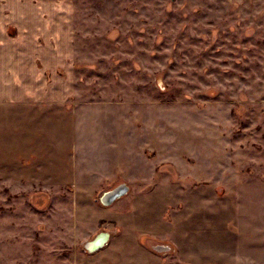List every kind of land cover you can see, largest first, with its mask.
<instances>
[{
    "label": "rangeland",
    "instance_id": "374dc122",
    "mask_svg": "<svg viewBox=\"0 0 264 264\" xmlns=\"http://www.w3.org/2000/svg\"><path fill=\"white\" fill-rule=\"evenodd\" d=\"M46 1L68 22L73 100L104 117L92 136L85 106L45 118L46 160L78 185L0 184V264H94L109 245L107 264H264V0H0Z\"/></svg>",
    "mask_w": 264,
    "mask_h": 264
},
{
    "label": "crops",
    "instance_id": "0c3cea01",
    "mask_svg": "<svg viewBox=\"0 0 264 264\" xmlns=\"http://www.w3.org/2000/svg\"><path fill=\"white\" fill-rule=\"evenodd\" d=\"M61 6L55 1L32 5L0 2V105L7 108V128L4 134L0 133V184L46 186L67 179L70 184L78 185V176L73 178V167L69 176H64L57 157L46 160L45 118L60 120L71 116L73 119V111L76 113L77 107L85 106L81 115L86 133L90 131L92 136L96 130L89 129L90 123L104 117L92 105L89 107V103L79 102L76 94L73 100V50L70 45L64 48L63 41L67 43V40L62 39L63 25L68 26V22L63 18ZM47 72L51 79H47ZM97 169L104 174V165ZM102 174L97 178L82 174L81 182L92 184L94 179L95 183L102 179ZM74 198L77 202V195ZM113 247H103L95 254L99 258L94 264H107L103 258ZM122 259L118 264L163 263H158L157 255L147 250H141L131 260L123 256Z\"/></svg>",
    "mask_w": 264,
    "mask_h": 264
},
{
    "label": "water",
    "instance_id": "95a60500",
    "mask_svg": "<svg viewBox=\"0 0 264 264\" xmlns=\"http://www.w3.org/2000/svg\"><path fill=\"white\" fill-rule=\"evenodd\" d=\"M125 193H126V188L124 185L123 186L121 185L110 192L104 193L101 197V202L106 205L111 204L113 201L119 199Z\"/></svg>",
    "mask_w": 264,
    "mask_h": 264
},
{
    "label": "bare ground",
    "instance_id": "6f19581e",
    "mask_svg": "<svg viewBox=\"0 0 264 264\" xmlns=\"http://www.w3.org/2000/svg\"><path fill=\"white\" fill-rule=\"evenodd\" d=\"M106 238L107 237H101L98 242L96 243L93 251L99 250L100 248H102L104 246V244L106 243Z\"/></svg>",
    "mask_w": 264,
    "mask_h": 264
},
{
    "label": "flooded vegetation",
    "instance_id": "af4514ba",
    "mask_svg": "<svg viewBox=\"0 0 264 264\" xmlns=\"http://www.w3.org/2000/svg\"><path fill=\"white\" fill-rule=\"evenodd\" d=\"M101 237H104V238H105V237H107V236L104 235V234H101L99 237H97V239H96L94 242L87 243V244H86V245H87V248H88L90 251H93V249H94L96 243L98 242V240H99Z\"/></svg>",
    "mask_w": 264,
    "mask_h": 264
}]
</instances>
